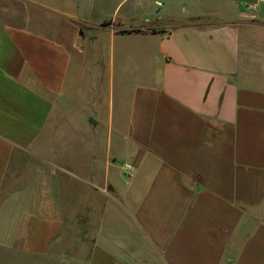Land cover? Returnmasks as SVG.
Returning a JSON list of instances; mask_svg holds the SVG:
<instances>
[{
    "label": "crops",
    "instance_id": "crops-1",
    "mask_svg": "<svg viewBox=\"0 0 264 264\" xmlns=\"http://www.w3.org/2000/svg\"><path fill=\"white\" fill-rule=\"evenodd\" d=\"M11 2L0 264H264V0Z\"/></svg>",
    "mask_w": 264,
    "mask_h": 264
},
{
    "label": "rangeland",
    "instance_id": "rangeland-1",
    "mask_svg": "<svg viewBox=\"0 0 264 264\" xmlns=\"http://www.w3.org/2000/svg\"><path fill=\"white\" fill-rule=\"evenodd\" d=\"M9 11L11 13L8 14V19L5 17V15H1V21H3L4 19L6 20H9L10 22H16L18 19L22 18L24 19L25 21L26 20H29L32 18V13L30 11V9H24L23 7L19 6L18 4H16L15 2H11V4H9ZM35 17H39L38 19V22L43 25V28L46 29L45 26L48 25V19H50L49 15L46 14V13H38L35 15ZM37 27H35L36 29H41V31H45L44 29H42V27H39V25H36ZM47 32V29L46 31ZM80 79H77V83H79ZM105 93H107V88H106V91ZM89 97V96H88ZM73 98L74 95H73ZM80 98V97H79ZM78 98V96L75 98V99H71V102H72V105H79V102H80V99ZM106 98V102H105V106L107 105V94L104 95V99ZM71 105V106H72ZM74 109V108H73ZM115 124L118 123L119 121V118L117 117L116 115V112H117V94H115ZM122 115V114H121ZM102 117V116H101ZM103 117H105V114H103ZM93 120L95 121V119L93 118ZM122 122L120 123V125H113V126H96V125H93L92 127L90 126H73L71 127V132H72V135H89L91 133H93L94 135H100L102 137H104L106 139V137L109 139V141L111 140L112 142V145L113 146H116V144L119 142V140L122 141V134H125L126 131H127V127L126 125L123 124V120H121ZM96 122V121H95ZM63 130L64 127H59ZM73 143V153H75V161L77 162V164L80 163V158H81V149L80 147L78 146V141L76 138L73 139L72 141ZM90 144V143H89ZM106 144V143H104ZM117 150L113 151V153H115L116 151L118 152L119 148L116 147ZM119 162H121V160H119ZM120 166L121 163H118ZM126 164H124L122 166V178L124 180H128L130 178H128L126 175H125V172H124V167H125ZM23 179L21 180L22 182H31L34 180L33 178V175H23ZM38 178H36L35 181H37ZM9 211V210H8ZM28 260V259H27ZM25 259V262H30L29 260L27 261Z\"/></svg>",
    "mask_w": 264,
    "mask_h": 264
},
{
    "label": "built area",
    "instance_id": "built-area-1",
    "mask_svg": "<svg viewBox=\"0 0 264 264\" xmlns=\"http://www.w3.org/2000/svg\"><path fill=\"white\" fill-rule=\"evenodd\" d=\"M124 172H125V175L130 178L133 176V173H134V168L131 164H126L125 167H124Z\"/></svg>",
    "mask_w": 264,
    "mask_h": 264
}]
</instances>
